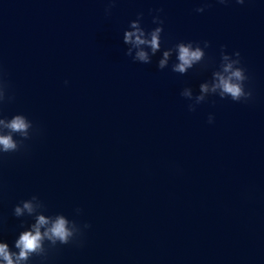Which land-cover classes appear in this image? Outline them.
Instances as JSON below:
<instances>
[{"label":"water","instance_id":"1","mask_svg":"<svg viewBox=\"0 0 264 264\" xmlns=\"http://www.w3.org/2000/svg\"><path fill=\"white\" fill-rule=\"evenodd\" d=\"M133 21L162 28L154 55L124 42ZM180 42L204 59L175 73L173 51L159 69ZM221 46L246 101L211 91ZM0 79V120L32 123L0 154V243L18 254L38 215L73 231L27 264H264V0H0Z\"/></svg>","mask_w":264,"mask_h":264},{"label":"clouds","instance_id":"2","mask_svg":"<svg viewBox=\"0 0 264 264\" xmlns=\"http://www.w3.org/2000/svg\"><path fill=\"white\" fill-rule=\"evenodd\" d=\"M220 3H226L227 0H219ZM244 0H236V3H243ZM107 11V9H106ZM197 12L204 11V8H197ZM140 19L139 15L138 18ZM153 23L162 24L163 21L158 17H153ZM131 27L135 29L134 31H129L124 33V42L132 43L136 46L147 45L151 49V53L154 55L158 50H160V34L162 32L161 27H156L154 30L148 32L150 39L145 37V31L141 30L135 21L132 22ZM204 48L209 46L208 41L203 42ZM177 52V63L172 65L171 70L175 73L185 74L188 69L192 68L195 64L200 63L205 56L203 49L197 44L193 46L192 42H180L174 45L172 48L163 52V59H160L157 67L159 69H164L168 63V58L170 54ZM130 54V53H129ZM237 57L236 60L224 63L228 61L229 57L223 52V46H221V62L219 68H222V72L227 75L222 74L220 71H213L212 75L214 78V83L212 84L211 91L217 92L221 98L230 97L233 101L248 100L251 97L250 91H245L244 81L247 80L245 75V70L239 67L240 61L238 59L239 52L233 53ZM136 59L147 64L150 63L149 55L145 51H138L136 54ZM234 65H237L234 67ZM0 88H7V84L0 79ZM201 93H207L209 87L207 84L200 85ZM180 95L182 97L191 98V93L185 89ZM9 100L12 97H8ZM204 96L196 97L197 104L204 101ZM189 111L195 110V105H188ZM208 122H212V116L209 115ZM0 125H4L7 130L5 133L0 134V154L3 153H13L20 150L23 145V140L29 139L28 129L32 127L31 121H29L23 114H16L11 117V119L0 120ZM19 134L20 140L13 139V134ZM32 199H36V196H32ZM23 209L27 210L29 213L33 212V205L30 202L22 201ZM79 211V209H77ZM22 209L19 206H14V216H22ZM47 226L43 232L41 228ZM85 227H89L85 224ZM73 237V231L68 227V221L62 216L57 215L54 221L46 219L44 215H38L36 217L35 224L32 225L31 231H23L19 234V238L15 240L14 247L19 250L18 254L16 252H10L8 245L6 243H0V259L4 264H27L32 256H46V252L43 246L45 239L51 242L53 246L59 242V244H68Z\"/></svg>","mask_w":264,"mask_h":264}]
</instances>
